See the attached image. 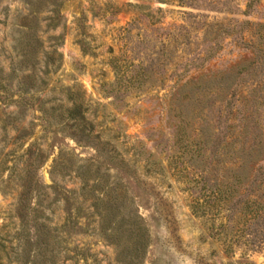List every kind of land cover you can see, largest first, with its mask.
<instances>
[{
  "label": "rangeland",
  "instance_id": "obj_1",
  "mask_svg": "<svg viewBox=\"0 0 264 264\" xmlns=\"http://www.w3.org/2000/svg\"><path fill=\"white\" fill-rule=\"evenodd\" d=\"M74 102L119 169L76 142ZM263 159L264 0H0V264L26 215L57 264H126L92 206L111 190L146 230L133 264H264Z\"/></svg>",
  "mask_w": 264,
  "mask_h": 264
},
{
  "label": "trees",
  "instance_id": "obj_2",
  "mask_svg": "<svg viewBox=\"0 0 264 264\" xmlns=\"http://www.w3.org/2000/svg\"><path fill=\"white\" fill-rule=\"evenodd\" d=\"M219 35V33H218ZM212 49L208 55L204 56L202 62L207 61L214 54ZM82 105L74 102L73 107L67 110V118L74 121L76 126V137L77 143L83 146L92 147L98 154V157L104 158L115 168H120L113 157L109 156V152L94 141L95 138L91 137L90 130L85 128L86 121L83 113L81 112ZM62 118L63 115H60ZM230 116V113H229ZM219 119L215 123L214 132L212 136L204 137V127L199 126L197 130L199 145H205L203 150L208 151V156L211 158L219 154V152L226 146V131L225 128L220 129ZM80 127V128H78ZM203 135V137L201 136ZM201 148L197 149L200 150ZM192 161L190 164H193ZM194 168L197 166L192 165ZM256 178H264V159L260 161V164L256 168ZM202 181H196V185ZM204 183L209 185V194H214L217 190L216 182H211L208 178H204ZM203 190L204 186L201 187ZM206 188V187H205ZM64 195V201L66 204L65 210L67 213V220L71 218L70 213V192ZM94 203L92 206L99 216V228L103 236L110 242H113L118 248V254L120 258L126 261V264H133L134 261L138 260L143 254L146 247L147 237L145 227L138 215L132 214V211L127 208V197L126 193L115 194L112 190L103 199L99 196H94ZM34 212H32L33 214ZM31 222V223H29ZM32 224V225H30ZM62 227H65L62 226ZM21 228L24 234L23 246L21 254L16 256V259L21 264H57V258L59 257L61 242L58 235V229L51 227L45 222H39L35 219H30L29 216H23L21 219Z\"/></svg>",
  "mask_w": 264,
  "mask_h": 264
}]
</instances>
